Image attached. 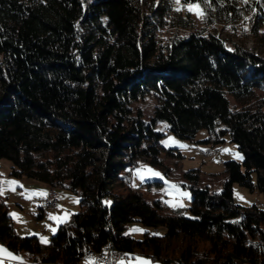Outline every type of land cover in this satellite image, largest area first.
Returning <instances> with one entry per match:
<instances>
[{"label":"trees","instance_id":"16d2710c","mask_svg":"<svg viewBox=\"0 0 264 264\" xmlns=\"http://www.w3.org/2000/svg\"><path fill=\"white\" fill-rule=\"evenodd\" d=\"M258 1L202 3L201 28L156 43L173 0H0V159L12 176L78 196L46 244L15 232L0 197V242L33 262L76 264L86 249L110 244L163 264H264V208L237 205L231 194L235 182L264 197V98L255 95L264 91V55L206 29L238 27L255 7L247 29L264 40ZM128 8L141 13L122 29ZM177 21L187 25L185 15ZM147 95L155 103L144 119L134 104ZM158 121L180 138L222 123L218 133L227 131L240 154L209 173L219 175L218 191L200 183L198 169L183 172L187 215L128 185L139 160L158 162ZM131 221L152 230L134 238Z\"/></svg>","mask_w":264,"mask_h":264},{"label":"rangeland","instance_id":"374dc122","mask_svg":"<svg viewBox=\"0 0 264 264\" xmlns=\"http://www.w3.org/2000/svg\"><path fill=\"white\" fill-rule=\"evenodd\" d=\"M234 1L236 3L244 2V0ZM252 1L258 0H247V2ZM259 6L264 15V2H259ZM177 7L178 5L173 0L174 11L172 16H168L165 24L157 28L153 34L152 38L156 43L184 36L203 26V19L198 17L195 12H189L186 7H182L180 11H176ZM255 10L256 8L252 7L248 13L244 14L242 21H239L236 25L238 27L231 28L227 24L213 23L206 26V29H212L227 44L231 42L242 43L246 49H251L253 53L264 55V40L259 38L260 30L254 36L247 29L249 14ZM132 13L137 15L141 12L136 8L126 9L121 15L120 27L122 29L126 27ZM183 15L187 18V21H185L187 25L185 27L179 25L177 21V18ZM255 93L256 99L263 100V90H255ZM154 103L155 99L153 96L147 95L142 100L136 102L134 106L140 108L142 118L146 119L149 117ZM154 128L162 132V135L158 138V143L162 147L157 155L158 162L150 163L148 160H139L136 165L129 169L130 178L128 185L140 192L146 201L152 202L153 200H158L163 211L171 213L180 212L187 215L186 207L190 202V193L184 185L188 181V178L183 172L188 169H198L200 183H211L214 190L218 191L220 184L217 178H219V175H214L210 178L208 176L209 173H222V161L225 159L239 161L240 154L236 150L235 144L229 140L227 131L221 134L218 133L219 130L225 128L219 122L215 124L212 133L205 128H199L192 136L187 138H180L172 132L167 131L163 121L156 122ZM207 138L209 139L207 140ZM223 149H229L230 151L225 152ZM177 152L180 156L176 154ZM9 169V161L0 159V174H2L0 175V181L14 180L18 182L15 186L0 184V187L3 188V191L0 192V197L4 202L6 214L9 216L17 234L22 236L34 235L39 243L46 244L57 225L67 221L70 214L78 209V196L74 191L66 187H48L45 183L30 177L23 175L12 176L8 173ZM149 169L152 171L149 172ZM153 173H159L160 175L157 176ZM173 184L178 187L173 188ZM114 188L119 190L117 187ZM50 189H53L56 193L55 207L50 212H41L40 204L44 195H34L33 191L43 190L46 193ZM231 191L232 201L235 204L249 205L255 203L264 208V197L258 191H249L246 187L235 182L231 184ZM50 216L60 217L61 219H51ZM134 228L149 232L152 230L137 221H131L128 223L126 231L134 238H139L143 233V231H132ZM162 232L163 228L157 226L156 233ZM42 237L47 238V242H44L41 239ZM136 257L146 258L150 261V264H163L139 253H126L124 260L127 264H135ZM79 263L86 264V260H81Z\"/></svg>","mask_w":264,"mask_h":264},{"label":"snow or ice","instance_id":"6c2138e0","mask_svg":"<svg viewBox=\"0 0 264 264\" xmlns=\"http://www.w3.org/2000/svg\"><path fill=\"white\" fill-rule=\"evenodd\" d=\"M244 2L246 3L247 0H244ZM175 3L178 5V7L176 8V11H180L182 7H186L187 10L189 12H195V14L200 17V18H204L206 13L204 11V9L201 7V4H207L209 7H211V0H196L195 3H192V2H189L185 5H181V0H175ZM247 19V18H246ZM247 30V29H245ZM223 151L227 152V151H230L229 149H223ZM149 172H151L152 170L149 169L148 170ZM154 175H160L159 173H153ZM2 175V174H0ZM143 179V177H141ZM0 184H7L9 186H15L18 184L17 181H14V180H3V181H0ZM173 188H177L178 186L173 184L172 185ZM14 190V188H13ZM3 191V188L0 187V192ZM33 194L34 195H46L45 191L43 190H34L33 191ZM28 198H31V197H28ZM175 206V205H173ZM15 215V214H13ZM51 219H56V220H60L61 218L60 217H55V216H50ZM132 231H143V229H139V228H134L132 229ZM44 242H47V238H44L42 237L41 238ZM0 254H4L6 256H8L9 258H12V259H20L19 257H15L13 256L12 253L8 252V250L6 248H4L3 246H0ZM90 264H94V261H90ZM120 264H125L124 261H121ZM135 264H150V261L147 260L146 258H142V257H136L135 258Z\"/></svg>","mask_w":264,"mask_h":264},{"label":"built area","instance_id":"2783aa9c","mask_svg":"<svg viewBox=\"0 0 264 264\" xmlns=\"http://www.w3.org/2000/svg\"><path fill=\"white\" fill-rule=\"evenodd\" d=\"M56 193L54 190H47L46 195L41 199L40 211L50 212L54 209L56 203ZM85 255L86 264L94 261V264H120L123 257H116L102 245L97 251H87ZM126 264V263H125Z\"/></svg>","mask_w":264,"mask_h":264},{"label":"crops","instance_id":"0c3cea01","mask_svg":"<svg viewBox=\"0 0 264 264\" xmlns=\"http://www.w3.org/2000/svg\"><path fill=\"white\" fill-rule=\"evenodd\" d=\"M0 246H3L4 248H6L1 242H0ZM8 252L12 253L13 256L15 257H19L20 259H12L4 254H0V264H58V263H53V262H38V261L33 262L31 261L30 255L22 251H18L14 253L8 250ZM124 258H125V255L122 259L125 262ZM169 264H173V263H169Z\"/></svg>","mask_w":264,"mask_h":264},{"label":"bare ground","instance_id":"6f19581e","mask_svg":"<svg viewBox=\"0 0 264 264\" xmlns=\"http://www.w3.org/2000/svg\"><path fill=\"white\" fill-rule=\"evenodd\" d=\"M50 190H53V189H50ZM104 246H105V248H106L108 251H110L112 254H116V257H124V254H123L122 251H120V250H118V249L112 247L110 244H105ZM87 251H97V250L86 249L84 254H86ZM84 259L86 260L85 255H84V257H83L82 260H84ZM79 262H80V261H79ZM84 262H85V261H84ZM76 264H78V263H76ZM79 264H80V263H79Z\"/></svg>","mask_w":264,"mask_h":264}]
</instances>
